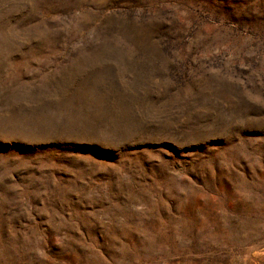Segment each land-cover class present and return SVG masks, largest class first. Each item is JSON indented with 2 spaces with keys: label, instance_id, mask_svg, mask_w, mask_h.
Returning <instances> with one entry per match:
<instances>
[{
  "label": "rangeland",
  "instance_id": "obj_1",
  "mask_svg": "<svg viewBox=\"0 0 264 264\" xmlns=\"http://www.w3.org/2000/svg\"><path fill=\"white\" fill-rule=\"evenodd\" d=\"M0 264H264V0H0Z\"/></svg>",
  "mask_w": 264,
  "mask_h": 264
}]
</instances>
